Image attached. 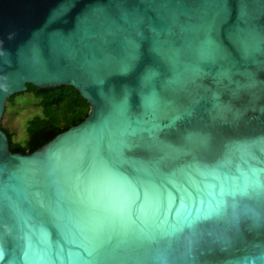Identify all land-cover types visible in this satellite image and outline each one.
<instances>
[{
	"label": "water",
	"instance_id": "obj_1",
	"mask_svg": "<svg viewBox=\"0 0 264 264\" xmlns=\"http://www.w3.org/2000/svg\"><path fill=\"white\" fill-rule=\"evenodd\" d=\"M28 83L71 85L90 111L14 152L2 120ZM170 180L200 191L194 206ZM144 187L161 195L142 224L94 230L110 196L139 204ZM90 250L92 264H264V0H0V264Z\"/></svg>",
	"mask_w": 264,
	"mask_h": 264
},
{
	"label": "trees",
	"instance_id": "obj_2",
	"mask_svg": "<svg viewBox=\"0 0 264 264\" xmlns=\"http://www.w3.org/2000/svg\"><path fill=\"white\" fill-rule=\"evenodd\" d=\"M25 93H31L38 99L42 113L28 121V137L23 142L14 141L13 133L2 126L8 133L10 148L14 152L34 151L60 132L82 121L90 111L88 101L71 85L40 88L28 83L26 91L12 95L8 101L14 103L18 95Z\"/></svg>",
	"mask_w": 264,
	"mask_h": 264
},
{
	"label": "snow or ice",
	"instance_id": "obj_3",
	"mask_svg": "<svg viewBox=\"0 0 264 264\" xmlns=\"http://www.w3.org/2000/svg\"><path fill=\"white\" fill-rule=\"evenodd\" d=\"M170 184H172L173 189L175 190L176 195L179 196L180 201L182 204L187 201L188 203H192L194 206V200L195 198H198L201 193L200 191H196L195 196L193 192L188 191L187 189H184L182 186H179L169 181ZM133 195H129L127 198H125L119 206H113L111 201L114 199H118L116 196H110L109 197V206L103 209L104 214L107 215L109 218L106 222H101L96 225H94V230L98 233H104L108 230L111 226H116L120 229L119 234H123L124 227L127 226H134L138 222L143 223V221L140 219L143 208L147 205L149 201H156L160 198V192L151 187H144L143 188V200L141 203H137L138 200H140L139 193H135V189L131 190ZM176 195H173L171 192L168 193V197L170 198L172 203H175ZM201 204H203V200H201ZM187 206V205H186ZM133 216L136 218L133 219ZM212 219V214H208L202 217H198L196 221L193 222L192 225H189L188 227L195 228L199 224L208 222ZM123 222V223H121ZM95 250H90L88 252L89 259L85 261V264H92V258H93V252Z\"/></svg>",
	"mask_w": 264,
	"mask_h": 264
},
{
	"label": "rangeland",
	"instance_id": "obj_4",
	"mask_svg": "<svg viewBox=\"0 0 264 264\" xmlns=\"http://www.w3.org/2000/svg\"><path fill=\"white\" fill-rule=\"evenodd\" d=\"M42 113L38 99L31 93L20 94L14 103L7 102L2 120V126L13 133L14 141H25L28 137V121Z\"/></svg>",
	"mask_w": 264,
	"mask_h": 264
}]
</instances>
